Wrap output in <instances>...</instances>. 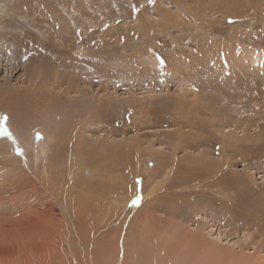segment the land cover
I'll use <instances>...</instances> for the list:
<instances>
[{"label": "rangeland", "instance_id": "obj_1", "mask_svg": "<svg viewBox=\"0 0 264 264\" xmlns=\"http://www.w3.org/2000/svg\"><path fill=\"white\" fill-rule=\"evenodd\" d=\"M4 117L0 264H264V0H0Z\"/></svg>", "mask_w": 264, "mask_h": 264}, {"label": "bare ground", "instance_id": "obj_2", "mask_svg": "<svg viewBox=\"0 0 264 264\" xmlns=\"http://www.w3.org/2000/svg\"><path fill=\"white\" fill-rule=\"evenodd\" d=\"M12 4V3H11ZM25 19V18H24ZM29 24V23H28ZM12 29V28H11ZM18 30V29H17ZM41 34V33H40ZM10 35V34H9ZM5 36V35H4ZM13 36V35H12ZM20 37V36H19ZM34 45V44H33ZM47 47V46H46ZM50 47V46H49ZM53 47V46H52ZM51 47V48H52ZM44 48V47H43ZM35 49V48H34ZM45 49V48H44ZM56 51V50H55ZM71 56V55H70ZM75 56V55H74ZM56 64H58L57 62H56ZM49 95H51V94H49ZM46 97V96H45ZM48 97V96H47ZM38 98V97H37ZM223 107V106H222ZM203 113V112H202ZM89 114V113H88ZM87 114V115H88ZM202 122V121H201ZM193 127H195V128H199V129H201L202 127H204L203 126V124L202 123H198V121L196 120V118H195V122H193L192 124H191ZM80 126V123L79 122H74V124L73 125H71V127H79ZM39 127V126H38ZM195 130V129H194ZM66 134V136L65 137H67L66 139L68 140V138L70 139V140H72V142L74 143L73 145V147L71 148V150L72 151H76L77 150V145H79V143L81 142V138L80 137H78L77 136V133H73V135H70L69 133H67L66 131H67V129L65 128L64 130H63ZM192 132V131H191ZM187 133V132H186ZM198 134L200 133V132H197ZM209 133V132H208ZM187 134H189V133H187ZM197 134V135H198ZM214 134V133H213ZM180 135H181V133H180ZM196 136V135H195ZM48 137V136H47ZM187 138H189V137H187ZM196 138V137H195ZM186 139V138H185ZM190 139V138H189ZM188 139V140H189ZM193 139V138H192ZM201 139V138H200ZM188 140H185V141H188ZM203 142H204V140H203V138L201 139ZM72 142H70V143H72ZM193 142V141H192ZM199 142V141H198ZM184 143H186V142H184ZM202 143V142H201ZM187 144V143H186ZM191 144V143H190ZM189 144V145H190ZM188 145V144H187ZM193 146V145H192ZM186 147V146H185ZM184 147V148H185ZM217 147V146H216ZM84 148V147H83ZM194 149V148H193ZM203 150V149H202ZM44 152H45V150H43V148L41 149V153L42 154H44ZM204 152V151H203ZM202 152V154H204ZM76 153V152H75ZM78 153H80L81 154V151H79L78 150ZM77 153V154H78ZM205 159V158H204ZM215 163H216V161H214ZM217 164V163H216ZM219 164V163H218ZM217 166V165H216ZM212 167H213V165H212ZM82 204V203H81ZM81 208V207H80ZM93 208V207H92ZM79 209V208H78ZM75 210H77V209H75ZM51 209H46L45 211H40L39 213H37L36 215L34 214V218H30V219H27V220H25V221H23V224H20L19 226L17 225V226H13V225H11L7 230H4V233H2V236L4 237V238H8V241L2 246L3 247V249L5 250L6 248H7V250H8V248H9V246L10 245H12V237L13 236H15V235H17V236H20L21 234H25L28 230H29V226L31 225V223H33V220H37L38 222H41V224H42V227H43V234H44V238L46 239V238H51L50 236L51 235H53L54 236V233H56L57 234V232L60 234V232L58 231V229H57V227H55V228H52V227H50L51 225L48 223V221L49 222H52L51 221ZM77 213H79L80 214V211L78 210V212ZM82 214V213H81ZM24 219V218H23ZM56 223H58V221L56 222ZM61 223V222H60ZM4 224V223H3ZM13 224V223H12ZM52 224H54V223H52ZM59 228V227H58ZM131 230V229H130ZM122 231V230H121ZM142 231V230H141ZM140 231V232H141ZM139 232V231H138ZM131 234V233H130ZM133 234V233H132ZM45 235H48L49 237H45ZM167 235V234H166ZM54 237H56V236H54ZM24 238H27V241L25 242V243H28L29 242V244H30V242H32V240H33V238L34 237H29L27 234H26V236L24 237ZM39 238V237H38ZM41 238V237H40ZM172 238V237H171ZM42 240L41 241H44V239L43 238H41ZM56 239V238H55ZM40 241V242H41ZM157 241V240H156ZM161 241V240H160ZM159 241V243H161ZM167 241V240H166ZM25 243L22 245V247H21V249L20 250H23L22 248H24V246H25ZM48 243V242H47ZM166 243V242H165ZM173 243V242H172ZM6 244H7V246H6ZM54 244V243H53ZM169 244V243H168ZM54 245H57V243L56 244H54ZM54 245H52V251H50V247H49V249H47V254H53L54 253V251H55V246ZM170 245V244H169ZM31 246H32V244H31ZM31 246L30 245H26V248L27 249H29L30 250V248H31ZM12 247V246H11ZM162 247H164V246H162ZM57 248V247H56ZM2 249V248H1ZM158 249V248H157ZM4 250H2V251H4ZM10 250V249H9ZM8 250V251H9ZM1 251V250H0ZM33 251V250H32ZM31 251V252H32ZM23 252V251H22ZM10 254H11V252H9ZM2 254V253H1ZM4 254V253H3ZM6 254V253H5ZM35 254V253H34ZM41 254V253H40ZM50 254V255H51ZM15 255V254H14ZM50 255H49V257H48V255L47 256H45V257H48V260L50 259ZM2 256V255H1ZM5 256V255H4ZM13 256V255H12ZM38 256H40V255H38ZM44 256V255H43ZM9 257V256H8ZM8 257H6V258H8ZM18 257V256H17ZM162 257V256H161ZM12 258V257H11ZM35 258H37V257H35ZM44 258V257H43ZM42 258V259H43ZM163 258V257H162ZM38 259V258H37ZM166 259V258H165ZM25 260H27V258L25 259ZM39 260V259H38ZM125 260V259H124ZM124 260H123V262H124ZM4 261V260H3ZM16 261V260H15ZM20 261V260H19ZM23 262V261H22ZM127 262V261H126ZM128 262H131L130 260L128 261ZM2 264H10L11 262H9V261H7V262H1ZM22 264H26V262L24 263H22ZM41 264H47V261H41ZM128 264V263H127ZM163 264V263H162Z\"/></svg>", "mask_w": 264, "mask_h": 264}, {"label": "snow or ice", "instance_id": "obj_3", "mask_svg": "<svg viewBox=\"0 0 264 264\" xmlns=\"http://www.w3.org/2000/svg\"><path fill=\"white\" fill-rule=\"evenodd\" d=\"M148 3L149 4H152V3H154V0H148ZM6 117H4V118H0V133H2L4 136H8V135H10L9 134V132H8V129L6 128V127H4V122L6 121ZM39 134L37 133V136H38ZM138 199V198H137Z\"/></svg>", "mask_w": 264, "mask_h": 264}]
</instances>
